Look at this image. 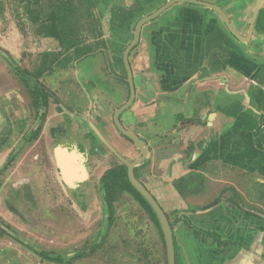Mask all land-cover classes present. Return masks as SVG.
Here are the masks:
<instances>
[{"label": "rangeland", "instance_id": "374dc122", "mask_svg": "<svg viewBox=\"0 0 264 264\" xmlns=\"http://www.w3.org/2000/svg\"><path fill=\"white\" fill-rule=\"evenodd\" d=\"M59 1L0 0V107L7 119L6 133L0 138V167L11 150L20 147L22 135L39 111L36 98L31 96L33 83L22 76L17 67L35 71L44 52L60 50L58 41L46 37L43 27L30 20L26 9L32 7L44 14ZM163 1L99 0L94 8H89L81 0H73L75 42L77 48L90 52L81 59L79 68L73 64L57 67L53 73L42 77L41 83L56 94L60 104L54 105L50 100L47 115H53V120L49 123L45 119L39 139L23 148V156L6 172L0 173V225L6 231V235H0V264H58L41 258L38 253L44 251L52 258L68 259L78 251L97 245V252L72 264H167L161 230L137 197L122 191L113 203L111 217L104 206L100 175L109 167L122 165L120 159L105 148L96 157L95 164L87 155L96 137L92 126L126 161H134L141 153L119 132L114 113L129 97L123 53L134 37L139 19L154 13L158 6L162 7ZM254 3L248 6L253 7ZM221 4L228 8L235 2L229 0ZM118 10L125 11L129 18L125 25ZM117 19L120 21L116 22ZM126 27L128 35L119 53L121 61L114 69L100 48L109 55L110 46L106 47L102 41L110 39L113 30L112 36L116 37L118 31ZM138 46L131 53L130 65L134 82L139 86L141 48ZM95 105L101 106V110L97 111ZM56 126L65 132L51 137V129ZM59 148L76 157L81 155L88 170L93 173L98 167V173L86 172L84 178L76 171L75 178L70 171L74 180L69 184L59 172L56 155ZM58 159L66 173V158L58 153ZM24 161L28 164H21ZM247 191L250 201L246 202H252L251 207L264 213V194L259 199L255 188ZM203 200L208 199L203 196ZM255 201L259 205H255ZM174 217L169 218L173 221ZM100 231L101 243L100 235L97 236Z\"/></svg>", "mask_w": 264, "mask_h": 264}, {"label": "crops", "instance_id": "0c3cea01", "mask_svg": "<svg viewBox=\"0 0 264 264\" xmlns=\"http://www.w3.org/2000/svg\"><path fill=\"white\" fill-rule=\"evenodd\" d=\"M236 1L226 12L235 32H250L248 43L232 39L213 10L191 3H176L144 25L141 81L121 118L147 142L141 181L167 213L181 211L198 229L230 242L218 253L212 239L195 237L178 222L179 264H264V221L240 205H248V189L264 183V8L249 30L256 6L248 4L256 0ZM118 13L125 25L127 14ZM112 33L108 36L115 39ZM127 35L126 27L117 42L107 40L114 69ZM193 173L204 176V190L182 198L173 183Z\"/></svg>", "mask_w": 264, "mask_h": 264}, {"label": "trees", "instance_id": "16d2710c", "mask_svg": "<svg viewBox=\"0 0 264 264\" xmlns=\"http://www.w3.org/2000/svg\"><path fill=\"white\" fill-rule=\"evenodd\" d=\"M84 2L89 8H94L98 3L99 0H81ZM39 3V0H37ZM27 15L29 16L30 20L35 23L39 24L43 27L46 37L53 38L58 41L60 46L59 51L52 52L46 51L43 54V61L38 70L39 76L46 72H52L54 70L53 65L57 64L59 68H65L68 64L72 61L79 59L83 56H86L90 50L89 49H79L77 48V43L75 42L76 36V28L74 25V15L76 13V7L73 3V0H60L57 4H54L52 8L46 13H40L33 9L32 7H28L26 9ZM93 13L90 12L89 15L91 16ZM138 44L132 49H136ZM62 55H66L64 59L60 60ZM57 67H55L56 69ZM129 140V139H128ZM188 154L186 158L188 160L191 159L193 145L188 146ZM148 162H144L141 166L135 169L137 176L139 168L145 167ZM204 176L201 173H193L186 176L179 178L177 181L173 183L175 190L178 194L184 198L187 194H199L204 190ZM101 183L103 184L104 188V199L110 206L111 203L118 199L122 191H127L137 197L142 204H144L147 209L152 214L156 224L161 230V226L157 215L149 205V203L144 199V197L135 189V187L131 184L128 178L127 167L125 165H119L107 170L101 178ZM188 210H193V207L189 206ZM172 216L180 215L176 220L171 221L170 224L172 228L178 224V222L183 221L184 224L193 230V235L195 237L201 238H209L214 241L217 245V248L222 247L223 245H229L230 242H225L222 239V236L217 232H210L203 229H198L193 225L192 220L186 216L182 215L181 211H174L171 213ZM170 215V216H171ZM169 217V216H168ZM1 233V232H0ZM162 234V231H161ZM1 235V234H0ZM163 237V234H162ZM164 238V237H163ZM175 238V236H174ZM40 256L44 259H48L52 262L62 264L63 258L61 257H50L47 252L40 253ZM179 256L176 250V264H179Z\"/></svg>", "mask_w": 264, "mask_h": 264}, {"label": "flooded vegetation", "instance_id": "af4514ba", "mask_svg": "<svg viewBox=\"0 0 264 264\" xmlns=\"http://www.w3.org/2000/svg\"><path fill=\"white\" fill-rule=\"evenodd\" d=\"M148 0H146V2H147ZM199 1V0H198ZM212 2V4L213 5H216V6H218V7H220L221 9H222V11H224V14L226 13L227 14V12H226V6L224 5V4H221V3H224V2H227V1H229V0H205V1H201V2H206V3H208V2ZM241 1H243V2H245L246 3V0H241ZM250 1V0H249ZM258 1L259 0H256L255 1V5L254 6H256L257 5V3H258ZM219 2H221V3H219ZM231 2L233 3V2H237L236 0H231ZM251 3H250V5L251 4H253V1H250ZM201 6V5H200ZM203 7H205V6H203ZM226 7V8H225ZM263 8H264V1L262 2V7L259 9V11H258V13H257V18H256V20H258L259 18H261V12H262V10H263ZM118 9H120V8H118ZM158 10V9H157ZM156 10V11H157ZM212 10V9H211ZM132 11V10H131ZM134 11V10H133ZM214 11V10H213ZM130 12V11H129ZM215 12V14L217 15V17L222 21V23H223V25H224V27L228 30V33H229V36L232 38V39H234V40H236V41H239V42H250L251 41V39L249 38L250 37V32L248 31V32H246L244 35H240L241 37H242V39L241 38H239V37H237L236 35H234L233 33H232V31H230L229 29H228V27L226 26V24H225V21H224V18H223V16L219 13V12H216V11H214ZM254 12H253V15H252V18H251V21L249 22V24H248V26H249V30L250 29H252V27H251V24H252V20H253V18H254ZM158 18V17H157ZM227 18L229 19V17H228V15H227ZM140 20V19H139ZM154 20V19H153ZM153 20H151V21H153ZM256 20H255V23H256ZM229 21H230V19H229ZM231 23V22H230ZM254 23V24H255ZM113 32H115L114 30H113ZM117 35H118V33H117ZM111 39V38H110ZM109 39V40H110ZM104 40V39H103ZM115 41V42H117V39H116V37H115V39L113 38V39H111V41ZM264 40V39H263ZM102 43L103 44H106V47L108 46V43H107V40H104V41H102ZM61 50V49H60ZM100 50H101V52L103 53V54H105L104 55V57H106V59L108 60V63H112V65H113V62L110 60L111 59V53L109 52V55H108V53H106V51H105V53H104V48H100ZM109 51V50H108ZM52 52H54V51H52ZM55 52H57V51H55ZM44 54V53H43ZM43 54H42V61H43ZM89 54V53H88ZM87 54V55H88ZM86 55V56H87ZM65 56L66 55H62L61 57H60V60L61 59H64L65 58ZM130 56H131V52H130ZM130 56H129V61H130ZM85 56H83V57H81V58H79V59H76V60H74V61H72L70 64H68L66 67H68L69 65H71V64H73V65H75L76 67L78 66V68L80 67V63H81V59L82 58H84ZM110 60V61H109ZM42 61H41V64H42ZM41 64H40V66H41ZM40 66H39V68H40ZM55 67H58L57 66V64H54L53 65V68H54V70H55ZM65 67V68H66ZM113 67V66H112ZM18 69H19V72L20 73H22V76H24V77H26V79H28V80H30L31 81V83H33V85H32V87H31V96H32V98L33 99H35L36 98V105H37V107L39 108V111L38 112H36L35 113V119H34V121H33V123H31L30 125H29V128L24 132V134L22 135V137H21V140H20V142H21V144H20V147L19 148H17L16 150H11L12 151V153L11 154H9L8 156H6V158L4 159V162H3V165L0 167V173H4V172H6L9 168H11L15 163H16V161L18 160V159H20V157H22L23 155V148H25L26 146H28V144H30V143H32L33 141H37L38 139H39V135H40V133H41V131L43 130V123H44V120L45 119H47V121H49V123L51 122V120H53L52 118H53V115L51 116V115H47V112H48V110H49V107H50V100L52 99V104H54V105H58V104H60V100L58 99V97L56 96V94L53 92V91H51L50 90V88L49 87H47V86H45V85H43L42 83H41V79H42V77L44 76V75H46V74H51V73H53L54 72V70L52 71V72H50L49 70L48 71H46V72H44V73H42L40 76H39V74H38V70H39V68L38 69H36L35 71H32V72H30V71H28V70H21L19 67H17ZM79 70V69H78ZM133 76H134V72H133ZM129 85V84H128ZM129 96H130V88H129ZM99 99V98H98ZM128 99H129V97H128ZM128 99H127V101H128ZM100 100V99H99ZM100 101H102V100H100ZM126 101V102H127ZM125 102V103H126ZM105 104H108L109 102H107V101H105L104 102ZM124 103V104H125ZM134 103V102H133ZM133 105V104H132ZM131 105V106H132ZM131 106L128 108V109H130L131 108ZM95 108H96V110L97 111H100L101 110V106H99V105H95L94 106ZM128 109H126L125 111H123L121 114H120V122H121V118L123 117V114L128 110ZM116 112V111H115ZM115 114V113H114ZM46 116H47V118H46ZM54 116H56V115H54ZM6 122H7V119H6V117L4 116V112L2 111V108L0 107V138L6 133ZM121 124H122V122H121ZM123 125V124H122ZM94 128H96V127H94ZM96 130H98L97 128H96ZM62 132H65V130H63L62 128H59V127H53L52 129H51V137H53V136H55V135H57V134H62ZM100 132V131H99ZM120 132V131H119ZM132 132V131H131ZM101 133V132H100ZM134 133V132H133ZM95 134H96V137H95V140H94V142L92 143V147L90 148V151L88 152V154L87 155H90V156H88L90 159H91V161L92 162H94V164H95V161H97V156H99V154H101V152H103V148H105L106 150H108V151H110V153L113 155V156H115V157H117L118 159H120L118 156H116L114 153H112V151L111 150H109L107 147H106V145L101 141V139L99 138V136L97 135V133H96V131H95ZM102 134V133H101ZM122 134V133H121ZM123 135V134H122ZM103 136V135H102ZM124 136V135H123ZM138 136V135H137ZM127 140L129 139V138H127L126 136H124ZM139 137V136H138ZM3 138V137H2ZM97 140H99V141H97ZM142 141H144L143 139H141ZM129 141L133 144V145H135L136 146V144L132 141V140H130L129 139ZM145 143H146V147L148 148V146H147V142L146 141H144ZM102 145H103V147H102ZM136 148L137 149H139L137 146H136ZM141 152V151H140ZM142 153V152H141ZM141 153H140V155H141ZM80 154H82V153H80ZM119 154V153H118ZM148 154H149V149H148V153H147V156H148ZM120 155V154H119ZM140 155H139V157H140ZM77 159H75V161H74V163H73V167H71V170H73V171H75V170H79L80 172V175H82V173H83V170H84V173H85V177H86V172H88V173H90L91 175L92 174H94V175H96L98 172V167H94L95 169L93 170V173L91 172V170H88V168H87V164L86 163H84L83 164V158L81 157V155H79L78 157H76ZM137 159V158H136ZM135 159V160H136ZM148 159V158H147ZM145 160L144 162H148V160ZM94 160V161H93ZM134 160V161H135ZM120 161L122 162V165H125L124 163H123V161L120 159ZM143 162V163H144ZM142 163V164H143ZM21 164H28L26 161H24V162H21ZM141 164V165H142ZM141 165H139V166H141ZM26 166H28V165H26ZM126 166V165H125ZM139 166H137V167H139ZM127 167V166H126ZM137 167H135V169L137 168ZM111 168H113V167H109V168H107V169H105V171L103 172V173H101L102 175H100V179H99V183H100V185H101V188L103 187V184L101 183V178H102V176L104 175V173L107 171V170H109V169H111ZM142 168H139V170H138V176H137V173H136V171H135V174H136V177L141 181V173H140V170H141ZM88 170V171H87ZM61 170H60V168H59V172H60ZM61 173H62V171H61ZM248 176V175H247ZM249 176H251V174H249ZM177 181V180H176ZM143 182V181H142ZM175 182V181H174ZM144 184V183H143ZM145 185V184H144ZM146 186V185H145ZM254 188H255V190H256V196H258V197H260L259 199H261V197H262V195L264 194V183H261L260 181L259 182H257V183H255L254 184ZM148 189V188H147ZM149 190V189H148ZM150 191V190H149ZM151 192V191H150ZM152 193V192H151ZM153 194V193H152ZM153 196L156 198V200L159 202V204L161 205V207H162V209L166 212V214H167V217L169 216L170 217V215H171V213H167V211L164 209V206L160 203V201L158 200V198L153 194ZM248 198V197H247ZM102 200H103V203H104V206L108 209V211L110 212V214H109V217H111V213H112V210H113V203L116 201V200H114L112 203H111V205L109 206L108 205V203L106 202V200L104 199V196H103V198H102ZM247 200V199H246ZM248 201H250V199H248ZM261 201V200H260ZM247 203V202H246ZM259 203V202H258ZM257 203V201H255L254 202V204L255 205H259ZM250 204H252V202H249L248 203V205H244V204H240L241 205V209H243L248 215H251V216H256V218H258V219H260V220H263L264 221V213H262V211L260 210V209H257V208H253V207H251V205ZM263 207V206H262ZM168 217V219H169V221H170V218ZM173 229V228H172ZM0 234H5L6 235V231L4 230V228L0 225ZM100 234H102V231H100V233H98V235L97 236H99ZM173 235L175 236V234H174V230H173ZM16 239V241L18 240L17 238H15ZM164 239V238H163ZM101 241H102V236L100 235V243H101ZM174 241H175V238H174ZM165 242V241H164ZM99 245H97V246H94V247H91L89 250L88 249H83V250H81V251H78V252H76V253H74V254H72L68 259L67 258H63V263L62 264H72V262L73 261H75V260H79V259H84V258H87L89 255H91L92 253H95V252H97V249L99 248L98 247ZM166 246V245H165ZM175 249H176V242H175ZM221 250V247L220 248H217V245H216V248H214V251H216V252H220V250ZM44 252V251H43ZM43 252H39L38 253V255L40 256V253H43ZM215 252V253H216ZM49 254V253H48ZM41 257V256H40ZM42 258V257H41ZM62 258V257H61Z\"/></svg>", "mask_w": 264, "mask_h": 264}, {"label": "water", "instance_id": "95a60500", "mask_svg": "<svg viewBox=\"0 0 264 264\" xmlns=\"http://www.w3.org/2000/svg\"><path fill=\"white\" fill-rule=\"evenodd\" d=\"M263 1L264 0H259L257 5H256L255 14H254V18L252 20L251 27L254 24V21H255V18L257 16L259 9L262 7ZM176 3H191V4L201 5V6L208 7V8H210L216 12H219L223 16L225 24L228 27V29L230 31H232V33L234 35H236L237 37L242 39V37L237 32L234 31L229 19L227 18V16L224 14V12L222 11V9L220 7L213 5L211 3L201 2L198 0H169V1H167L157 11H155L151 15H148V16L141 18L138 21L136 28H135V32H134V37H133L131 43L126 47V49L123 53V62H124V67H125V70L127 73V79L126 80H127V83L129 84L130 96H129L128 101L116 110V112L114 114V121H115V124H116L118 130L120 131V133H122L124 136H126L127 138L132 140L136 144V146L139 148V150L142 152L140 157H138L135 161H132V162L126 161L122 156H120L117 153V151L114 149V147H112L108 143V141L102 136V134L98 130H96V128H94V126H92L94 128V131H96L97 135L99 136L101 141L106 145V147L109 150H111L112 153H114L116 156H118L123 161V163L127 166V173H128L129 181L135 187V189L144 197V199L149 203V205L151 206V208L153 209V211L157 215V218H158L160 226H161V231H162V234L164 237L165 245H166L167 264H176V249H175V241H174L172 226L170 224V221L167 217L166 212L162 209L159 202L156 200V198L153 196V194L147 189V187L143 184V182L140 181L136 177V174H135V167L141 165L148 158L147 157L148 148L146 147V143L144 141H142L135 133L127 130L121 124L120 114L123 111H125L126 109H128L133 104L134 99L136 97V86H135V82H134L133 71H132V68L130 65V61H129L130 52L139 43L140 38H141V32H142L144 25L146 23H148L149 21L159 17L164 11H166L168 8H170L172 5H174ZM10 59L12 61H14L11 56H10ZM58 153H60L64 158H66V163H65V165H66L65 169H67L66 173L63 172V170H62V168L58 162V160H59L58 159ZM56 155H57L58 167L62 171V175L64 176V179L69 184H72V180H74V177L70 176V171H73V170H71V166L73 165L75 159H77L76 156H74L75 154L68 153V151L66 149L59 148L56 151ZM82 175H85L84 170H83ZM84 178H85V176H84ZM78 180H81V179H78Z\"/></svg>", "mask_w": 264, "mask_h": 264}, {"label": "bare ground", "instance_id": "6f19581e", "mask_svg": "<svg viewBox=\"0 0 264 264\" xmlns=\"http://www.w3.org/2000/svg\"><path fill=\"white\" fill-rule=\"evenodd\" d=\"M66 166H64V168H65ZM63 169V168H62ZM67 170V169H66Z\"/></svg>", "mask_w": 264, "mask_h": 264}]
</instances>
